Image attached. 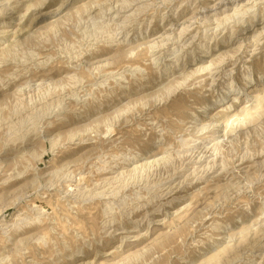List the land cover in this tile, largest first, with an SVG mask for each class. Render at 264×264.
<instances>
[{
	"label": "clouds",
	"instance_id": "9594fccd",
	"mask_svg": "<svg viewBox=\"0 0 264 264\" xmlns=\"http://www.w3.org/2000/svg\"><path fill=\"white\" fill-rule=\"evenodd\" d=\"M0 264H264V0H0Z\"/></svg>",
	"mask_w": 264,
	"mask_h": 264
}]
</instances>
